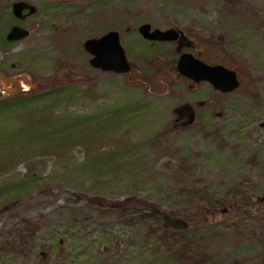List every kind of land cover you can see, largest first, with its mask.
Instances as JSON below:
<instances>
[{
	"label": "rangeland",
	"instance_id": "374dc122",
	"mask_svg": "<svg viewBox=\"0 0 264 264\" xmlns=\"http://www.w3.org/2000/svg\"><path fill=\"white\" fill-rule=\"evenodd\" d=\"M15 1L35 13L7 21ZM144 22L183 31L240 88L189 89L170 43L140 41ZM13 24L30 34L0 45V264H264V0H0V36ZM108 30L128 74L88 65L82 42ZM235 193L253 198L247 214L195 233L113 207L179 212ZM24 220L38 230L17 231Z\"/></svg>",
	"mask_w": 264,
	"mask_h": 264
},
{
	"label": "water",
	"instance_id": "95a60500",
	"mask_svg": "<svg viewBox=\"0 0 264 264\" xmlns=\"http://www.w3.org/2000/svg\"><path fill=\"white\" fill-rule=\"evenodd\" d=\"M35 8L24 2L16 1L11 4V12L16 19H24L27 15L35 13ZM23 11H26L24 14ZM137 33L147 41H175L179 37V29L176 27L167 29H152L149 23H141L137 27ZM29 30L14 24L6 32L4 38L7 42H20L29 36ZM84 51L89 55L88 65L101 72H112L115 74H125L131 69L127 60L125 50L120 44L119 33L111 30L99 37L87 38L82 42ZM176 69L180 75L199 83L209 82L214 89L221 93H229L239 87V80L234 70L228 69L221 64L210 65L200 59L195 58L190 53H182L176 63ZM264 71V67H263ZM191 108L185 106L183 111L189 113ZM182 110L176 111L180 113ZM193 119L190 114L189 122ZM162 227L165 229H186L187 224L181 219H174L164 216Z\"/></svg>",
	"mask_w": 264,
	"mask_h": 264
},
{
	"label": "trees",
	"instance_id": "16d2710c",
	"mask_svg": "<svg viewBox=\"0 0 264 264\" xmlns=\"http://www.w3.org/2000/svg\"><path fill=\"white\" fill-rule=\"evenodd\" d=\"M10 18L7 21L12 19V15L9 14ZM141 41V40H140ZM142 42V41H141ZM144 43V42H143ZM0 45H8L4 37L0 36ZM58 84H61L64 81V78L57 77ZM60 86V85H59ZM95 197L90 198L91 203L97 204L101 201H105L103 196L98 197L99 195H94ZM224 200V199H223ZM221 200L217 202L215 205H203V206H195L189 210H183L179 212H165L160 210V207L155 203L146 202L144 199L141 198H127L120 201H117L113 204L114 209L117 211L126 213V214H135V213H143V211H148L152 214V217L157 221V225L159 226L162 217L164 215H169L174 217L180 216L187 224V228L184 230H180L179 232L186 233L188 231L200 232L208 227L211 224L212 219L217 214L227 215L228 213H232L234 218L244 217L245 214L248 212V208L253 203L252 197H247L238 193L232 194L230 198H226L224 201ZM224 211V212H223ZM26 225V228H25ZM20 233L26 232V234H33L38 230L34 224L27 222L24 220V224L16 229ZM163 232L172 231V229H163ZM186 245V244H185ZM182 245L181 249L185 246ZM176 256H180V248L177 252H175Z\"/></svg>",
	"mask_w": 264,
	"mask_h": 264
},
{
	"label": "flooded vegetation",
	"instance_id": "af4514ba",
	"mask_svg": "<svg viewBox=\"0 0 264 264\" xmlns=\"http://www.w3.org/2000/svg\"><path fill=\"white\" fill-rule=\"evenodd\" d=\"M188 37L185 35L184 32L179 33V37L176 41L174 42H166V43H170L173 48H174V54L176 57V61H175V67H173L172 70L175 71V76H179L181 79L185 80L188 84V88L192 89L193 87H195L198 84H194L191 80H188L184 77H182L177 71H176V62L178 60V57L182 54V53H191L194 57L200 59V55L199 53H194L193 51V45L188 41ZM146 44H148L149 46H155L158 44H161L163 42H149V41H145ZM202 60V59H201ZM187 117V113L185 111H180L179 116L176 119V122L178 123H185L186 125H188L187 120H185L184 118ZM185 120V121H184Z\"/></svg>",
	"mask_w": 264,
	"mask_h": 264
}]
</instances>
